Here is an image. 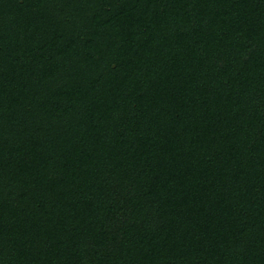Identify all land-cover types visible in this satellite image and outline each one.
<instances>
[{"label": "trees", "instance_id": "trees-1", "mask_svg": "<svg viewBox=\"0 0 264 264\" xmlns=\"http://www.w3.org/2000/svg\"><path fill=\"white\" fill-rule=\"evenodd\" d=\"M0 264H264V0H0Z\"/></svg>", "mask_w": 264, "mask_h": 264}]
</instances>
